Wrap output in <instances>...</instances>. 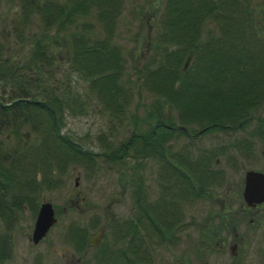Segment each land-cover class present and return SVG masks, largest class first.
I'll return each mask as SVG.
<instances>
[{
	"label": "rangeland",
	"instance_id": "rangeland-1",
	"mask_svg": "<svg viewBox=\"0 0 264 264\" xmlns=\"http://www.w3.org/2000/svg\"><path fill=\"white\" fill-rule=\"evenodd\" d=\"M35 1L27 0L26 6L30 5L25 8L21 0H0V42L5 43L9 56L20 59L31 46L30 35L47 40L54 58L39 72L44 84L53 80L55 92L67 100L69 98L70 105L63 108L60 133L93 154V161L57 164L48 157V162L45 161L43 166L41 160H36V164L34 160L29 163L26 160L22 170L17 171L16 180L5 183L6 180L0 179V236H5L9 245V255L0 264H76V258H81L83 264H131L124 261L121 252L129 237L128 232L121 237L119 231L126 228L127 221L135 229L132 232L137 243L131 244L139 256L138 264H264V208L257 214V218L262 217L261 222L257 219L261 225L255 231H248L250 240L252 238L249 241L247 214L241 207L244 205L241 195L244 171H264L261 156L264 148V97L248 109L251 115L248 122L234 129L222 127L201 131V122L181 119L172 102H166L156 109V96L148 86L138 82L137 73L145 64L149 67L154 63L158 59L157 54L162 52L161 46L164 45L157 36L164 0H118L120 4L114 9L110 28L106 29L101 20L91 15L80 17L76 23L77 29H80V21L88 23H85L86 30L95 36L105 34L117 44L124 58V70L119 78L126 81L131 90L123 111L114 113L103 106L86 78L68 61L65 45L62 44V36L67 35L68 27L58 31L55 24L49 28L43 25L40 11L45 0ZM241 1L250 8L249 18L244 20V24L250 21L252 27L255 25L258 28L252 31L253 37L258 40L250 36L252 28L244 29V36L250 42L248 45L263 50L264 40L261 41L258 36H264V28L260 27L264 23V0ZM203 22L200 35L207 30L218 35L223 25L220 20L209 18ZM254 41H259L260 47ZM187 51L178 67L189 55L182 71L191 72L198 63V70L202 73L207 67L203 54H195L193 50L189 54ZM207 61L211 64L212 57L209 56ZM259 66L260 73L264 75L263 60ZM196 95L195 90H186L184 102L190 103L194 112L199 113L194 116H199L202 115L203 106L199 103L200 110L197 111L199 107L195 108L194 102H199L195 101ZM73 97L76 99L73 100ZM155 111L161 118L172 120L174 127L181 125L186 131L179 133L174 130L172 136L165 139L161 146L165 162H175L176 156L170 157L171 153L186 151L190 159L199 153L198 156L204 157L201 154L205 153L209 168L222 171L209 176L200 175V171H184L196 177L190 175L196 186L195 192H198L194 195H188L185 191L182 196L171 195V190L175 189H171L166 182L174 180V172L163 162L164 159L160 160L157 156L128 151L129 155L120 160L110 161L104 157L131 131L144 133L149 129L156 118L146 116ZM19 131V137H13L7 130H2L0 143L4 142L3 148L20 147L18 149L23 150L24 158L32 159V151L26 149L30 150L32 144L38 142L41 132L33 131L27 123ZM25 143L27 148H21ZM2 163L7 165L5 161ZM163 184L164 194L161 188ZM138 193L141 201L137 199ZM14 195H17V205L12 200ZM170 200L172 202L169 204ZM43 201L51 203L55 221L41 238L32 242L31 230L36 210ZM142 202L156 203L154 211L160 213L155 216V222L161 236L150 228L147 217L137 216V208ZM173 206L176 210L174 214L171 213ZM163 208H168L167 217ZM224 218H228L230 223L221 227L219 219ZM164 221L169 223V228H163ZM101 226L104 238L94 258V249L90 248L87 238ZM162 234L167 237L162 239ZM232 242L236 244L234 252L228 246ZM129 246H125L124 251L130 254L133 251L128 249Z\"/></svg>",
	"mask_w": 264,
	"mask_h": 264
},
{
	"label": "trees",
	"instance_id": "trees-1",
	"mask_svg": "<svg viewBox=\"0 0 264 264\" xmlns=\"http://www.w3.org/2000/svg\"><path fill=\"white\" fill-rule=\"evenodd\" d=\"M21 1L25 3V8L30 5L26 6L27 0ZM66 1L63 3L61 0H45L42 3L40 16L44 21L43 25L49 28L51 24H55V29L58 31L68 27V36H62V44L65 45L64 52L72 68L86 78L90 89L95 91L104 107L114 113L122 112L131 86L119 78L124 70V58L119 47L105 34L98 37L93 32L88 33L86 30L88 23L84 21L79 22L80 29L76 28L77 20L86 15L96 17L102 21L106 29L110 28L112 14L120 4L119 1ZM241 2V0H164L157 36L158 41L162 42L161 45H164L161 46L162 52H158V59L151 64L152 66L148 67L145 64L137 73L138 82L148 86L152 94L156 96L154 106L156 109L166 102H172V106L178 111L181 119L201 122L199 123L201 131L222 128V125L226 123L228 124L226 128L233 129L238 122H248L251 118L248 109L254 107L259 98L264 97V75L260 73L259 66L262 60L264 63V49L259 50L248 45L250 42L248 37L244 36L246 34L244 29L252 28L250 36L256 39L252 31L258 28L255 25L252 27L250 21L244 24V20L249 18L250 8L245 6V2ZM208 18L222 22V33L218 32L220 35H216L217 33L213 35L214 32L210 30L200 35L202 33L199 31L204 26L203 21ZM33 36V34L30 35L31 46L20 59L9 56L6 53L5 43L0 42V132L7 130L13 137H19V128L24 123L29 124L33 131L41 132L38 142L32 144L30 150L26 149V143L21 146L23 149L32 151L30 153L32 159L24 158L23 150L18 149L20 147L3 148L4 142L0 143V179L6 180L5 183L17 179V171L22 170L26 160L28 163L34 160V164L36 160H41L40 163L43 166L48 162L46 160L48 157L57 164L93 161V154L86 152L78 143L60 133V117H62L63 108L70 106L69 98L67 100L62 94L55 92L56 86L53 85V80L48 84L43 83V77L39 71L54 57L49 50L50 44L47 40H42L40 37L36 39ZM259 36L258 38L263 41L264 36ZM199 37H201L200 41ZM206 39L208 41H205ZM254 43L260 47L259 41ZM154 46H156L155 43ZM187 49L189 54L191 50L195 54H203L207 67L202 73L198 70V63L191 72L182 71V65L178 67ZM209 56L213 59L211 64L207 61ZM186 90L197 92L195 101L199 102L194 104H196L195 108L199 107L197 111L200 110L199 103L203 106L200 117L194 116L199 113L194 112L190 103L184 102ZM72 99L75 100L76 97ZM150 116L156 119L149 129L144 133L131 131L124 141L107 151L104 157L110 161L120 160L129 155L128 151L140 155L145 153L157 156L160 160L164 159L163 162L174 172V180L166 182L171 189H175L171 190L172 196L185 195L184 191L188 195L198 193L195 192L196 186L193 178L190 177L191 174L184 171H200V175H212L214 170L208 166L207 155L201 152L204 157L198 156L199 153L197 157L190 159L186 156V151H182L169 154L170 157L176 156L174 163L165 162L164 151L161 148L165 139L172 136L174 130L179 133H186V131L181 125L174 127L172 120L163 116L161 118L157 111L153 114L149 112L146 118ZM2 161H5L7 165H4ZM193 176L196 178L195 175ZM26 180L30 181L28 178ZM25 186L27 187L26 183ZM161 188L163 192L164 184ZM138 194L137 199L141 201L140 193ZM16 196L14 195L12 200L17 202V205ZM171 202L172 200L168 201L169 204ZM154 204L140 203L141 207L137 208V216L147 217L150 228L161 236L155 222V216L157 217L160 211H154ZM167 212L168 208H163L166 217ZM172 212L173 214L176 212L174 206L171 209ZM135 220L136 218L133 221ZM132 227L130 221H127L126 228L121 230L118 228L121 231V237L128 232L129 237L125 246L130 245L128 248L130 251L134 250L131 243L132 229L133 231L135 229ZM167 227H170L169 223H165L163 228ZM163 237L166 238L163 235L162 239ZM124 254L130 257L132 253ZM8 255L9 245L6 237L0 236V263ZM127 261L131 262L130 258Z\"/></svg>",
	"mask_w": 264,
	"mask_h": 264
},
{
	"label": "flooded vegetation",
	"instance_id": "flooded-vegetation-1",
	"mask_svg": "<svg viewBox=\"0 0 264 264\" xmlns=\"http://www.w3.org/2000/svg\"><path fill=\"white\" fill-rule=\"evenodd\" d=\"M260 27H262V28H264V23L263 24H261V26ZM263 34H264V32H263ZM214 124H216V123H214ZM242 124H245L243 121H241V122H238L237 123V126H240V125H242ZM226 125H228L227 123L226 124H224V125H222L223 127H227ZM237 126H235V127H237ZM234 129V128H233ZM263 152H264V148H263V150L261 151V156H262V161H263V163H264V157H263ZM214 170V169H213ZM247 170H249V169H247ZM253 170H258V171H261L263 174H264V171H262V170H260V169H253ZM246 171V170H245ZM245 171H244V173H243V177H242V189H243V185H244V174H245ZM222 171H217V170H214V173L217 175L218 173H221ZM242 189H241V195H242ZM243 198V197H242ZM243 202H244V205H242L241 207H242V211L245 213V214H247V223H246V231L248 232V231H255L256 229H257V227L259 226V225H261V218L262 217H258L257 218V214H258V212L259 211H261L263 208H264V199H260V200H250V201H246L244 198H243ZM135 209V208H134ZM37 211V210H36ZM131 213H133V206H132V209H131ZM257 219L260 221V222H257ZM228 223H230V220H228V218L227 219H225L224 218V220H221V219H219V225L222 227V226H224V225H228ZM176 224H183V223H181V222H176ZM232 229H234V225L232 226ZM171 230V229H170ZM171 232H172V230H171ZM212 233V232H211ZM216 233V231L213 233V234H215ZM123 234V233H122ZM172 234V233H171ZM171 234H169L168 236H169V238H171ZM252 234V233H251ZM248 235H249V232H248ZM120 236H121V234H120ZM236 235L234 234V237H235ZM167 237V236H166ZM103 238H104V236H103V227L101 226V227H99L98 229H95L90 235H89V237L87 238V243L90 245V248L92 247V249H94L93 250V257L95 258V256L94 255H96V249H97V247H99L101 244H102V241H103ZM136 236L135 235H133V233H132V242H135V243H137L136 242ZM170 240V239H169ZM251 240H252V238H251ZM250 240V235H249V241H251ZM167 241H168V239H167ZM126 242V241H125ZM223 241L221 240V243H222ZM220 246V245H219ZM228 246H229V250L230 251H233L234 252V249H235V247H236V244L234 243V242H232V243H230V244H228ZM79 247V246H78ZM133 247H134V245H133ZM221 247V246H220ZM125 243H124V246H123V248H122V250H121V252L123 253V259H124V261L125 260H127L128 259V257H126V256H129L128 254H124L125 253ZM137 252H136V250H135V247H134V250H133V253L130 255V263L131 264H137ZM74 262L76 263V264H83V262L84 261H82V259L81 258H76L75 260H74ZM96 263V262H95Z\"/></svg>",
	"mask_w": 264,
	"mask_h": 264
},
{
	"label": "water",
	"instance_id": "water-1",
	"mask_svg": "<svg viewBox=\"0 0 264 264\" xmlns=\"http://www.w3.org/2000/svg\"><path fill=\"white\" fill-rule=\"evenodd\" d=\"M188 59L189 55L183 61L182 70L186 66ZM242 197L246 201L264 199V174L261 171L253 169L245 171ZM54 221L55 217L51 203L49 201L41 202L38 205L31 230L32 242H36L41 238Z\"/></svg>",
	"mask_w": 264,
	"mask_h": 264
}]
</instances>
